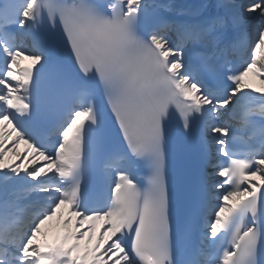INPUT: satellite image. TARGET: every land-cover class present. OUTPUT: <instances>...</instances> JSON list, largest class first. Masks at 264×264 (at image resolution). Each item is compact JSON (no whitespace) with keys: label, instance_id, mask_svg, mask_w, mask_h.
I'll use <instances>...</instances> for the list:
<instances>
[{"label":"snow or ice","instance_id":"obj_1","mask_svg":"<svg viewBox=\"0 0 264 264\" xmlns=\"http://www.w3.org/2000/svg\"><path fill=\"white\" fill-rule=\"evenodd\" d=\"M249 73L264 0H0V264H264Z\"/></svg>","mask_w":264,"mask_h":264},{"label":"bare ground","instance_id":"obj_2","mask_svg":"<svg viewBox=\"0 0 264 264\" xmlns=\"http://www.w3.org/2000/svg\"><path fill=\"white\" fill-rule=\"evenodd\" d=\"M249 75H250V77H251V80H254L255 77H256L253 73H249ZM251 86H252L253 88H259L258 86L254 85V84H251ZM13 159H14V158H13Z\"/></svg>","mask_w":264,"mask_h":264}]
</instances>
